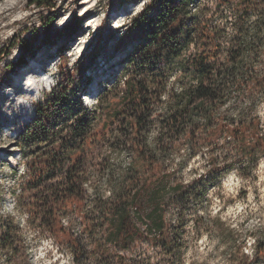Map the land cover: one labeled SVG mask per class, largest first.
<instances>
[{
  "label": "trees",
  "instance_id": "1",
  "mask_svg": "<svg viewBox=\"0 0 264 264\" xmlns=\"http://www.w3.org/2000/svg\"><path fill=\"white\" fill-rule=\"evenodd\" d=\"M54 1L31 4L51 8ZM81 25L73 17L65 28L74 36ZM117 49L126 51L127 66L102 94L109 109H89L81 99L74 104L70 149L75 154L66 174L61 161L71 145H59L41 163L37 154L42 137L58 135L49 130L53 109L78 86L77 74L68 72L62 56L67 49L58 51L65 69L56 94L36 106V117L17 136L33 175L25 192L39 191L46 178L52 198L47 222L63 232L59 221L69 209L76 221L81 219L82 234L94 249L83 262L74 239L75 264H140L136 260L142 259L172 264L182 254L181 231L189 219L202 227L210 190L234 169L257 167L264 155V0H209L202 6L200 0H151L132 19ZM13 70L7 68L4 77ZM123 77L124 89L113 104L109 98ZM100 115L122 122L125 131L112 145L127 150L131 159L118 176H109L111 196L105 199L93 190L96 196L89 202L87 170L77 169L84 163L82 153L98 142L93 128ZM204 151L210 156L206 172L184 180L190 162L203 158ZM10 236L6 228L0 246L16 256ZM143 241L157 249L155 259L139 251ZM253 260L263 263V242Z\"/></svg>",
  "mask_w": 264,
  "mask_h": 264
},
{
  "label": "rangeland",
  "instance_id": "2",
  "mask_svg": "<svg viewBox=\"0 0 264 264\" xmlns=\"http://www.w3.org/2000/svg\"><path fill=\"white\" fill-rule=\"evenodd\" d=\"M86 1L55 0L52 7L47 8L32 5L31 0H0V8L12 3L15 7L0 14V100L4 93L11 90L13 92L14 84L19 86L20 77L22 83L25 80L21 85L24 92L16 93L17 87L13 92L10 101L13 107L0 102V242L7 228L13 248L18 253L10 256L0 246V264H75L73 254L77 247L72 243L74 239L79 240L78 251L82 254L83 262L94 249V246L88 245L87 236L82 234L81 219L76 221L70 209L59 221L63 232L59 231L60 225L56 231L47 222L46 209L52 206V198L46 178L39 191L25 192V184L33 175H30L17 138L24 126L36 117V106L49 102L56 94L61 71L65 69L61 56L57 55L58 51H71L83 38L86 41L82 45L84 50L76 58L74 56L69 59L70 56L62 55L68 62V72L77 74L78 86L75 95L62 98L53 109L54 117L49 130L51 134L58 132V135L54 139L42 137L37 147L39 162H43L59 145H71L68 150H64L66 155L64 153L61 161L63 173L68 172L72 165L71 156L73 158L75 154L70 148L74 143L71 130L75 121L74 104L77 99H81L89 109H109L104 104V99H101L102 94L109 90L115 83V78L127 66L126 51H120L117 46L141 6L139 0H96L92 8L87 9ZM208 1L200 0V6ZM125 15L128 17L122 19ZM94 16H98L100 24L86 28ZM73 17L80 18L82 22L80 30L74 36L65 28ZM50 21L53 22L52 25ZM35 61L41 65L37 74L41 75L45 71L46 77L57 85L51 92L45 90L40 94H30L24 100L21 95L39 87H36L34 76L27 70ZM11 66L14 70L4 77L7 68ZM38 79L44 83L45 79L40 76ZM123 81L124 77L109 98L113 104L119 100L114 97L119 96L118 93L124 89ZM31 82V88L24 86ZM15 97L22 100L25 106L17 118L15 114L19 106L13 102ZM260 117L264 126V105L260 107ZM93 129L97 132L98 142L82 153L84 163L77 169V173L87 170L84 190L89 202L96 196L93 190L97 191L99 197L106 199L111 196L109 176H118L131 159L127 150H116L112 145L121 138L122 131H125L121 121L112 119L107 122L105 115H100ZM209 158L208 151H204L203 158L198 157L190 162L182 175L184 180L194 179L206 172ZM257 164V167L246 169L242 173L239 169H234L220 186L210 190L208 209L201 213L204 215L202 227L196 228L194 218L189 219L188 226L181 231L182 254L172 264H264V260L263 263L261 260L257 263L253 260L256 245L264 243V155L258 157ZM142 230L145 231V228ZM149 245V241L139 243V251H145L155 259L157 249ZM136 261L140 264H146L147 261H150L149 264H169L157 259Z\"/></svg>",
  "mask_w": 264,
  "mask_h": 264
},
{
  "label": "bare ground",
  "instance_id": "3",
  "mask_svg": "<svg viewBox=\"0 0 264 264\" xmlns=\"http://www.w3.org/2000/svg\"><path fill=\"white\" fill-rule=\"evenodd\" d=\"M95 2H96V0H87L86 1V3L88 4L87 5V9L89 8H92V6H93V4H95ZM15 7H14V4L12 3V4H6V5H3V7L2 8H0V14H5L7 11H11L12 9H14ZM87 12H88V10H87ZM98 16H94L93 18H91L89 21H91L88 25H86V28H91L94 24H100V22H101V20L99 19V18H97ZM121 22V21H120ZM15 23H13V25H14ZM6 29V28H5ZM85 38H83V39H81V42H80V44L77 46V47H75L74 49H72L71 51H69L70 53H69V55L68 56H70V57H74V58H76V55H78V54H80V53H82L83 52V50H84V46H82V45H84L85 43H86V41L84 40ZM41 67V65H40V62H38V61H35L34 62V64H32V65H30L28 68H27V70H29V72L28 73H30V74H32L34 77V83L36 82V84H37V86L36 87H38L37 89L35 88V89H31V92L30 93H24L25 95H21V97L24 99V100H26L27 99V97H29V95L30 94H36V93H41V92H44L45 90H46V88H45V85H47V84H52L53 83V80H50L49 81V78H44L43 80H44V83H46L45 85H43L44 83H43V81L40 79H38L37 80V77L39 76V74L40 73H38L37 74V69L38 68H40ZM25 81V80H24ZM24 81H23V83H24ZM19 82H20V84H19V86H17V84L15 85L14 84V86H12V88H13V92L15 93V89H16V87L18 88V90H16V93H19V94H21V92H24V90L25 89H23L22 88V86L21 85H23V83H22V80H21V77H20V80H19ZM22 83V84H21ZM25 87H27V86H29V88H31L32 86H33V84H32V82L28 85V84H25L24 85ZM43 86V88H41ZM48 86V85H47ZM11 88V89H12ZM12 92V90L11 91H9V92H6V93H4V95H2V97H1V100H0V102H2V103H4V104H6V105H10V107H13V103L12 102H10L11 101V99H12V97H13V93ZM15 96V95H14ZM13 102H15L16 103V105H18L19 106V110H18V112H17V114H15V117L17 118V117H19V115L24 111V109H25V106L23 105V103H22V100H20L19 98H14V101ZM5 109V108H4Z\"/></svg>",
  "mask_w": 264,
  "mask_h": 264
},
{
  "label": "built area",
  "instance_id": "4",
  "mask_svg": "<svg viewBox=\"0 0 264 264\" xmlns=\"http://www.w3.org/2000/svg\"><path fill=\"white\" fill-rule=\"evenodd\" d=\"M150 1H151V0H139V2H140V6H141V10H140L139 12H141V11L143 10V8L145 7V5H147ZM136 13L138 14V11H137ZM137 14H136V15H137ZM136 15H135V16H136ZM124 17H128V15L123 16L122 19H123ZM126 31H127V30H126ZM125 33H126V32H125Z\"/></svg>",
  "mask_w": 264,
  "mask_h": 264
}]
</instances>
